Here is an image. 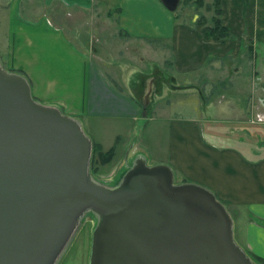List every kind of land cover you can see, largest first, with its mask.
Returning <instances> with one entry per match:
<instances>
[{
    "label": "crops",
    "instance_id": "0c3cea01",
    "mask_svg": "<svg viewBox=\"0 0 264 264\" xmlns=\"http://www.w3.org/2000/svg\"><path fill=\"white\" fill-rule=\"evenodd\" d=\"M219 1L220 20L230 31L227 38L205 34L203 9H214L215 0H184L191 7L186 15L178 12L181 0L175 11L162 0H108L113 2L109 8L119 12L117 19H105L100 29L90 27L89 41L83 42L66 28L71 20L67 9L81 4L89 10L94 0H7L5 47L9 64L28 78L39 101L81 119H120L129 129L137 122V136L123 145L129 160L143 152L151 164L168 163L176 178L212 190L234 218L238 243L257 264H264V119L252 114L245 117L251 130H234L244 145L232 142L231 130L221 132L201 120L203 89L230 71L220 61L247 51L258 58L254 44H264V0ZM48 8L55 19L47 16ZM94 39H102L101 62L94 56ZM231 66L230 87L238 90L243 67ZM253 66L248 84L255 85L254 72L261 76L256 104L264 111V61ZM119 136L109 146L95 141L104 150L115 146L118 151Z\"/></svg>",
    "mask_w": 264,
    "mask_h": 264
},
{
    "label": "water",
    "instance_id": "95a60500",
    "mask_svg": "<svg viewBox=\"0 0 264 264\" xmlns=\"http://www.w3.org/2000/svg\"><path fill=\"white\" fill-rule=\"evenodd\" d=\"M162 2L175 11L180 0ZM93 150L79 118L35 99L0 61V264H59L90 214L89 264H257L212 190L176 183L143 153L102 182Z\"/></svg>",
    "mask_w": 264,
    "mask_h": 264
},
{
    "label": "rangeland",
    "instance_id": "374dc122",
    "mask_svg": "<svg viewBox=\"0 0 264 264\" xmlns=\"http://www.w3.org/2000/svg\"><path fill=\"white\" fill-rule=\"evenodd\" d=\"M96 1L94 0V3L90 5L89 10L85 9L86 6L81 4L74 5V7L67 9L70 12L71 17L69 19L71 20L70 22L66 23V28L68 29V32H72L71 34H73L74 36H79V38L82 39L83 42L89 41L87 35L90 32V27L91 29H94L96 27L100 29L105 19L110 18L109 20H111L113 18L114 20H116L119 14L117 9L109 8V5H111L113 2L107 3L108 0L105 2H102V0H99L97 2ZM104 4H106L105 7H103ZM186 7L184 6V0H181L178 12L186 15L187 12L191 10L190 5H187ZM8 9L9 3L7 2V0H0V45H2L3 47L1 48L0 46V61L5 69L18 72L16 68L14 69L12 65L9 64V55H7V47H5L6 41L9 38ZM48 9H46L47 16L55 19L56 13H54V11H52L51 9ZM203 12L205 15L204 17H206L205 20L207 22V27H211L212 25H214L213 20L217 17L216 8H204ZM84 20H88L89 22L93 21V23H86ZM98 35L101 36V34ZM94 43L98 46L97 48H95L96 51L94 50L96 52L94 56L99 62H101L100 52L103 51V49L101 48L102 39H94ZM254 46L256 52L258 53L257 59L255 55L252 56V54L247 51V55L239 56V58H232L230 56H227V58H223L222 61H220L221 63L226 64V69L229 68V70L232 71V74L234 66L231 65H242V77L236 79V82L241 87L240 89L237 90V88L233 89L230 87V84H232L230 83L229 78L230 71H224L222 73L221 82H218V80H215L214 82L212 80H209L207 88L203 89L205 94V101L203 104V113L201 120H203V122L205 123L206 119V126H213L215 129H218V131H224L225 133H228L231 130L232 142L236 143L237 145L244 144L242 143V141L240 142V137L238 134L236 135L234 133V130L237 129L238 131V129H240V127L242 126H245L247 130H251L252 128V124L250 123V121H248L249 119H246L247 121H245V117L250 118L253 114V118H255L256 120H258V117L264 119V111H262L261 109V104H256L257 96H260L259 94H261L258 93V89H261V91L263 89L261 88L260 84H257V82L262 81L261 76L256 75L254 72L253 77L255 79V85L252 87V85L249 86L248 84L250 80V76L248 75L252 69V66L257 63L259 68L262 64V61H264L263 42H256ZM110 63L112 64L113 62L110 61ZM124 67L126 66L122 64L123 69ZM253 67L255 68V66ZM204 74L205 73L202 71L203 84L206 83ZM233 91H238V94H234L236 96H231V93L233 94ZM253 91V95L255 96L251 97V93ZM62 111L68 114L64 111V109H62ZM79 119L81 120L87 134L93 139V143L95 145L91 168L93 175L102 182H113L114 180H116L119 174L122 173L124 169H126L131 164V162L126 158V149L123 145L130 136L137 133V122L134 121V127L132 129H129L127 125L123 124L125 121H122L120 119H111L100 115H89L87 116V118L84 117V119ZM143 121L142 125L146 122ZM162 131L163 130H160V132ZM237 133H239V131ZM118 135H120L119 149H121L118 151L115 146L114 150H104L102 145L99 142H96L99 140H103L106 146H109V144L114 142L115 138H118ZM161 136L164 135L161 134L160 139ZM145 137L147 138L146 134H144V141ZM260 138L263 139L264 135H261ZM154 164L161 163H152V165ZM175 182L186 183L189 181H184L181 176H178L177 178L175 177ZM96 221V218L92 214L86 216L83 224L80 226L72 243L70 244L68 250L64 254L59 264H88V261L90 259L92 233L96 225Z\"/></svg>",
    "mask_w": 264,
    "mask_h": 264
},
{
    "label": "trees",
    "instance_id": "16d2710c",
    "mask_svg": "<svg viewBox=\"0 0 264 264\" xmlns=\"http://www.w3.org/2000/svg\"><path fill=\"white\" fill-rule=\"evenodd\" d=\"M203 1V0H202ZM202 4V3H201ZM215 8H216V14L217 17L214 18V25L211 27H205V34L208 37L217 38V39H223L230 36V31L228 28L223 26L221 20H220V14H221V7H220V1L215 0ZM95 150V145H94ZM114 150V148L110 149L109 151Z\"/></svg>",
    "mask_w": 264,
    "mask_h": 264
},
{
    "label": "flooded vegetation",
    "instance_id": "af4514ba",
    "mask_svg": "<svg viewBox=\"0 0 264 264\" xmlns=\"http://www.w3.org/2000/svg\"><path fill=\"white\" fill-rule=\"evenodd\" d=\"M204 100H205V97H204Z\"/></svg>",
    "mask_w": 264,
    "mask_h": 264
}]
</instances>
